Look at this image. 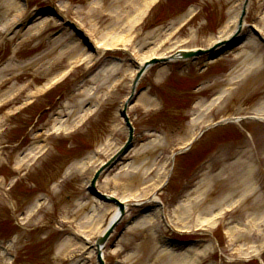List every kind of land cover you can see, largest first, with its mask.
<instances>
[{
	"label": "rangeland",
	"instance_id": "374dc122",
	"mask_svg": "<svg viewBox=\"0 0 264 264\" xmlns=\"http://www.w3.org/2000/svg\"><path fill=\"white\" fill-rule=\"evenodd\" d=\"M93 1L28 0L29 4L22 6L17 0H0V4H12L11 8L0 10V237L3 239L0 264L8 257H13L12 264H98L96 258L90 257L87 242L96 241L100 233L90 236L91 231L98 223L99 230L104 227L116 207L101 202L86 186L97 165L109 159L128 136L118 110L130 95L136 67L144 60L167 56L179 49L207 47L220 31H227L224 26L232 14L241 11L245 2L165 0L146 15V6H142L141 1ZM199 5L202 6L200 15L189 24L177 27L192 12L191 7L197 9ZM247 8L245 22L254 25L264 36V0H249ZM72 26L89 38L88 46H95L97 55L89 53L95 58L91 64L88 56H83L89 52L88 46L81 42L83 38L78 41L72 32L76 28ZM111 31L115 32L113 38L109 37ZM73 45L77 51L70 53L69 47ZM254 58L261 61L259 71L246 80H232V76L241 74ZM203 60L187 66H180L182 60L156 65L139 85L135 102L129 109L137 139L131 151L103 175L99 190L129 203L144 204L130 206L117 226L114 237L106 245V264L111 263L113 254L120 257V264H172L171 254H160L167 244L164 235L208 239L210 233L219 238L222 247L214 249L218 264H259L258 258L264 260V214L258 216L262 230L252 231L249 240L245 235L241 238H233L230 233L222 236L216 226L208 231L195 227L197 211L202 210L198 208H194L196 212L192 214V234L175 235L170 226L176 223L180 227L183 223L179 220L187 221L184 215L174 214V205L183 196L177 194L188 178L189 168L215 146L222 152H215L201 165L207 171L201 183L198 185L197 181L192 187L191 191L200 187L190 195L192 201L206 188L204 182L211 180L214 195L225 194L228 187L233 191V199L238 201L231 208L233 211L223 218L229 225L244 226L264 213V207L260 213L251 207L254 201L250 199V191L242 196L239 186L233 185L240 178L238 173H230V167L235 168L240 157H252L255 179L250 181L264 203V137L261 136L264 132L257 121L215 130L210 140L192 156L181 159L176 181L172 178L170 184L160 190L170 169L171 153L186 145L204 127L206 117L217 120L222 116L255 114L264 104L263 45H249L239 55L233 50L211 63L200 78L192 79L191 73L199 70ZM104 69L109 70L101 74ZM233 72L235 74L231 75ZM197 80L205 85L191 96L186 90ZM228 87L232 89L226 104L201 110L203 118L197 127L194 123V129L188 130L193 123L189 119L197 109H188V103L199 99L195 105L198 106ZM86 112L90 114L81 122ZM58 124L67 129L71 125L69 133L65 134L64 128L56 132ZM156 139L157 147L152 152L142 153L141 148ZM252 141H256L263 158V163L256 166L249 150L255 148L244 147ZM32 149L33 154H29ZM81 161L86 165L80 164ZM165 164L157 184L148 181L158 172L148 174V169H160ZM182 188L183 193L187 189L190 192V188ZM154 194L167 204L165 222L161 213L156 212ZM230 201L220 206L229 205ZM81 202L85 203L83 208ZM38 204H43L41 211L32 217ZM147 208L151 211L145 213ZM94 210L98 218L92 222L85 216ZM148 215H153L152 223L136 225L137 220ZM68 239L71 242H67ZM201 247L192 249L191 256L197 255ZM208 254L204 258L198 256L203 264L213 253ZM246 259L251 261L246 262Z\"/></svg>",
	"mask_w": 264,
	"mask_h": 264
},
{
	"label": "bare ground",
	"instance_id": "6f19581e",
	"mask_svg": "<svg viewBox=\"0 0 264 264\" xmlns=\"http://www.w3.org/2000/svg\"><path fill=\"white\" fill-rule=\"evenodd\" d=\"M95 1V0H94ZM93 1V3H94ZM136 2H139L141 1V4L142 6H147L148 2L150 0H135ZM92 3V4H93ZM12 4H0V10L3 9L5 7V10H7L8 8H11ZM7 6V8H6ZM141 6V7H142ZM240 14H241V11L239 13H236V14H232L231 15V18H230V22H228L226 25H225V28L227 29V33L225 34H222V32L220 33V39L222 41V43L226 42L229 40L230 37L232 36H235L236 35V29H237V25H238V21H239V18H240ZM141 19V16L138 17V21ZM263 20V19H262ZM245 24H243L244 26ZM232 26V28H231ZM115 35V32L114 31H111L110 32V36L109 37H114ZM107 38H109L108 36H106ZM239 38V36H238ZM251 41H248V43H246L245 46L247 45H250ZM70 48V53L71 52H76L77 49L76 47L73 45V48L72 47H69ZM244 50H246V47H244L241 52H243ZM240 54V53H239ZM238 54V55H239ZM67 54L63 55V57H66ZM151 58H149L148 60H150ZM147 60H144L142 62H146ZM260 60L258 58H254V60H251L249 61V63L246 64V67L242 70L241 74L238 73L237 76H232V80H235V79H241L242 80H246L249 76L251 75H255L260 67H261V64H260ZM111 69V68H109ZM109 69H104L102 71L101 74H106V72L109 70ZM112 71V70H111ZM235 74L234 72L231 74L233 75ZM229 80H231V78H229ZM232 88L228 87V88H224L221 92L217 93L210 101H206V102H202V103H199L198 106H195L194 108L197 109L194 110L193 112V120L190 125H189V129L190 131H192V129H194L193 125L197 124L199 121H201V119L203 118V115L200 113L201 110H210L211 108L217 106L216 108H220L221 106L223 107V105L226 104L229 96H227V98L225 99V101L221 104V106L219 105L221 99L223 96H226L228 95L229 91L231 90ZM231 94H233V92H230ZM257 110V114L259 115H263L264 114V104L263 106L259 107L256 109ZM88 111H90V113H92V110L91 109H88ZM89 112H86V116H82V120L81 122L87 117L88 114H90ZM213 120H209L207 117H206V121L207 123L209 122H212ZM195 123V124H194ZM193 124V125H192ZM69 127L68 129L71 128V125L67 126ZM57 130L59 129H62L64 128L65 130L63 131H67L68 129L65 127V125H61V124H58L56 126ZM156 141V142H155ZM157 142L158 139L154 140L152 143L150 142L148 145L146 146H142L143 148L142 149V153H146L147 151H153L155 147H157ZM162 143V142H161ZM146 151V152H145ZM33 153V149L31 150V152L29 154ZM116 153V152H115ZM110 157V156H109ZM115 158H117V155L115 156ZM119 158V157H118ZM119 160V159H117ZM105 161V160H104ZM102 162V163H99L96 167V169L101 166V164L105 163V162ZM146 161H147V157H146ZM146 163V162H145ZM80 164H84V166L86 165V162H82ZM133 168V167H132ZM151 168V167H150ZM149 168V169H150ZM148 169V171H149ZM254 167H252V160L249 159V157H247V159H241L239 161H237V165L236 167H230V173L232 174H237L240 176V178L236 179V183H234L233 185H238L240 190L242 191V196L243 194H245L247 191H250L252 193V197L250 198L252 201H254V204L251 205V207L253 208H256L257 213H260L262 208L264 207V203L262 202L263 199L260 197V196H257L256 194V190H255V187L252 185L253 183H251L250 179L253 181V178H252V175L254 173L253 171ZM147 171V172H148ZM103 172H105V168L103 169ZM156 173V172H155ZM154 173V175L148 180V181H152L153 184H157L158 180L161 178L162 174L164 173V171L162 170H159L156 174ZM147 174V173H146ZM203 180V179H202ZM198 181V185L199 183H201V181ZM205 184V187L203 191H201L198 196H196L194 199L195 201L194 202H191L192 199L190 197V195L193 193V192H198V189L200 188L199 186H196V188L189 192L188 194L186 193L185 195V199L183 202L179 203L177 208L175 209L174 211V214L178 215V216H188L187 217V221L185 222V220H179L181 221L183 224H182V228L186 229V230H189L191 227V223L189 222V217L191 218L190 220L193 221V212H195L194 208H198V209H202V210H198L197 211V221H196V226H202L203 228L205 227H210L212 224H218V217L221 216L223 214V209L224 208H231L233 205L237 204V200L233 199V191H231L230 189L228 190V187H226V190H225V186H223L222 188V191L225 190V194H222V195H214L213 194V190L210 189V187L212 186V182L211 180H208V183L205 181L204 182ZM200 191V190H199ZM203 196V197H202ZM187 197L188 198V201H187ZM202 197L201 199H197V198H200ZM232 200V202L230 201ZM239 200V199H238ZM262 200V201H261ZM227 201H230V204H226V206L222 207L220 206L222 203H225ZM185 203H188L187 205H185ZM85 203L81 202L80 203V206L81 208H83ZM257 204V205H255ZM39 205V204H38ZM255 205V206H254ZM220 206V210L218 212H214L216 210V208ZM186 207H188V209H186ZM33 212V211H32ZM118 214V211L116 210L114 215L112 216L111 220ZM181 214V215H180ZM264 213H260L258 214L256 217H253L250 222L247 221L246 224H245V227L242 226V225H232L230 227V234L233 238H241L242 236L245 235V239L246 240H249L250 237H251V232L255 231V230H262L261 226H262V222H261V219L258 217L260 215H263ZM85 218L92 220V222H94L98 217H97V214H96V211L94 210L93 213L91 215H86ZM181 218V217H180ZM110 220V221H111ZM153 222V215H148L140 220H137V226H145L146 224H149V223H152ZM92 225V223H91ZM99 225V223L97 224V226ZM108 225H109V222L104 226L102 227L100 230V226H96L95 228H93V230L91 231L90 233V236L94 234H96V232H99L100 234H103L107 231V228H108ZM89 240V239H87ZM67 242H71V239H68ZM64 247V246H63ZM210 249L209 246H204L203 248H201L200 250L197 249V253L198 255H206L207 253V250ZM191 251H184V252H179V253H176V252H173L171 251L170 249L166 248V247H162V250H161V253L160 254H171L172 256V259L174 260V262H172V264H194L195 262V259L191 257ZM89 255L90 257H93L95 258L94 256V248L91 249L89 252ZM3 257V255H2ZM199 261V259H198ZM79 264V263H78Z\"/></svg>",
	"mask_w": 264,
	"mask_h": 264
},
{
	"label": "water",
	"instance_id": "95a60500",
	"mask_svg": "<svg viewBox=\"0 0 264 264\" xmlns=\"http://www.w3.org/2000/svg\"><path fill=\"white\" fill-rule=\"evenodd\" d=\"M195 52H186L184 55H193ZM139 77H140V75H139ZM138 77V78H139ZM131 132H132V130H131ZM132 136V135H131ZM131 136H130V141H131ZM130 141H129V143H130ZM129 143L126 145V147L120 152V154H122L124 151H125V149L128 147V145H129ZM119 154V155H120ZM96 179H97V177H96ZM95 179V180H96ZM93 190H94V192L99 196V197H102V198H104V199H106V200H110V201H113V202H115V203H117L118 205H119V207H120V215H119V218L121 217V216H123L124 215V213H125V210H124V208H125V206H124V204L123 203H121L118 199H116L115 197H111V196H107V195H101V194H99L97 191H96V186H95V181H94V185H93ZM118 218V219H119ZM117 221V220H116ZM108 235H109V233L106 235V236H104V237H101L99 240H98V246H99V252L101 251V249H102V247L104 246V244H105V242H106V240H107V238H108ZM101 264H103V261L101 260Z\"/></svg>",
	"mask_w": 264,
	"mask_h": 264
}]
</instances>
